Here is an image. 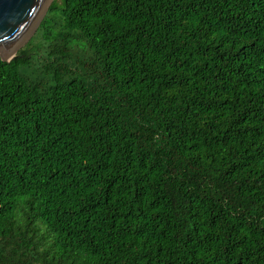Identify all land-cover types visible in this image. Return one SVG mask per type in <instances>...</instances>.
<instances>
[{
  "label": "trees",
  "instance_id": "16d2710c",
  "mask_svg": "<svg viewBox=\"0 0 264 264\" xmlns=\"http://www.w3.org/2000/svg\"><path fill=\"white\" fill-rule=\"evenodd\" d=\"M0 264H264V0H53L0 57Z\"/></svg>",
  "mask_w": 264,
  "mask_h": 264
},
{
  "label": "water",
  "instance_id": "95a60500",
  "mask_svg": "<svg viewBox=\"0 0 264 264\" xmlns=\"http://www.w3.org/2000/svg\"><path fill=\"white\" fill-rule=\"evenodd\" d=\"M53 0H0V57L10 61L32 37Z\"/></svg>",
  "mask_w": 264,
  "mask_h": 264
}]
</instances>
